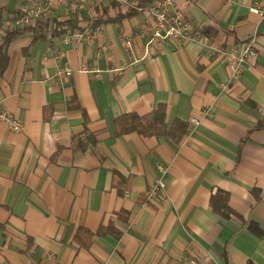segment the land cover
I'll return each mask as SVG.
<instances>
[{
  "label": "crops",
  "instance_id": "1",
  "mask_svg": "<svg viewBox=\"0 0 264 264\" xmlns=\"http://www.w3.org/2000/svg\"><path fill=\"white\" fill-rule=\"evenodd\" d=\"M35 1L0 0V45ZM113 2L57 4L49 18L79 31L3 45L0 106L22 128L0 120V264H264V0H172L208 38L148 55L151 20L116 18ZM250 38L256 54L232 80L222 52ZM158 104L167 126L185 123L179 140L117 122ZM158 179L163 199L147 203ZM219 189L230 216L210 205ZM79 228L94 233L87 247Z\"/></svg>",
  "mask_w": 264,
  "mask_h": 264
},
{
  "label": "built area",
  "instance_id": "2",
  "mask_svg": "<svg viewBox=\"0 0 264 264\" xmlns=\"http://www.w3.org/2000/svg\"><path fill=\"white\" fill-rule=\"evenodd\" d=\"M91 0H44L35 1L29 8H23L20 16L13 19L16 28L33 25L37 20L47 19L53 14V9L57 4H66L70 9L82 10L88 7ZM122 4L126 9V0H109ZM256 10V8H252ZM143 12L149 23V31L146 34L144 50L146 55L154 54L158 46L167 41L178 43L185 42H202L207 40V36L186 18L185 12L175 7L172 0H152L146 9L138 8ZM259 15H264L260 11ZM255 39L250 38L240 45H234L229 50L223 51L222 54L230 69V78L237 80L243 72L244 64L256 54L254 49ZM83 71H87L83 67ZM202 114L207 117L210 114V108H202ZM0 120L6 122L12 131H20L22 125L18 120L0 106ZM192 124L199 122L198 118H191ZM159 169L163 171L162 166ZM165 183L162 179L156 180L146 191V202H153L157 199H163Z\"/></svg>",
  "mask_w": 264,
  "mask_h": 264
},
{
  "label": "trees",
  "instance_id": "3",
  "mask_svg": "<svg viewBox=\"0 0 264 264\" xmlns=\"http://www.w3.org/2000/svg\"><path fill=\"white\" fill-rule=\"evenodd\" d=\"M152 0H138L134 4L129 5L125 12L118 11L116 14V18H120L123 16H131L138 12V8L146 9L151 4ZM113 5H119L118 2H113ZM106 13V11H105ZM20 16V12L14 16V19ZM103 19L102 16H99V19ZM94 19V20H96ZM110 18H106L109 20ZM197 29L199 27L196 26ZM81 28L78 25L76 19H64L60 20L56 17L40 19L37 20L33 25L24 26L13 30L8 36L5 37L4 43L0 45V76L5 71L8 64V56L3 50V45L11 41V39L18 33L23 31H31L33 33L34 39H47L48 37L54 38L59 37L63 34H72L75 31H79ZM201 33L206 34L207 31L203 28L199 29ZM166 111L164 104H158L149 114L140 116L136 113H128L123 114L117 122H121L123 125L124 131H136L139 134L144 136H152V135H167L171 136L174 140H179L183 134L186 132V125L180 121H173L170 126L166 124ZM229 194L225 190H216L210 197V205L213 210L220 213L222 216H230L233 214V211L229 207L228 199ZM247 227L252 230L256 234H263L262 230L253 223L248 222ZM106 229L100 227L96 233L100 234L105 232ZM94 233L85 228H79L75 235L74 240L76 243L87 247L90 244L91 238Z\"/></svg>",
  "mask_w": 264,
  "mask_h": 264
},
{
  "label": "rangeland",
  "instance_id": "4",
  "mask_svg": "<svg viewBox=\"0 0 264 264\" xmlns=\"http://www.w3.org/2000/svg\"><path fill=\"white\" fill-rule=\"evenodd\" d=\"M129 2H130V1L127 0V3H126L127 5H126V6H128V7H129V5H130V4H128ZM91 3H92V0H91L90 3L88 4V6H90Z\"/></svg>",
  "mask_w": 264,
  "mask_h": 264
}]
</instances>
